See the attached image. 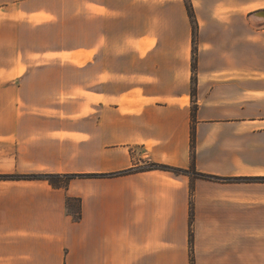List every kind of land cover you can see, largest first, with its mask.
<instances>
[{"label": "crops", "instance_id": "crops-1", "mask_svg": "<svg viewBox=\"0 0 264 264\" xmlns=\"http://www.w3.org/2000/svg\"><path fill=\"white\" fill-rule=\"evenodd\" d=\"M28 175L77 177L0 180V264H264V0H0Z\"/></svg>", "mask_w": 264, "mask_h": 264}, {"label": "trees", "instance_id": "trees-1", "mask_svg": "<svg viewBox=\"0 0 264 264\" xmlns=\"http://www.w3.org/2000/svg\"><path fill=\"white\" fill-rule=\"evenodd\" d=\"M190 16L193 18V13L191 10H189ZM192 145L194 147L195 144V138L194 135L192 137ZM194 159V156H193ZM151 169H159L160 166L156 165V164H152L150 166ZM174 172L176 173H182L184 171L181 170H174ZM194 175L198 176V177H202V178H210L201 174L196 173V171H193ZM76 175H65V176H61V175H28V176H0V180H46L48 181L52 186L54 187H65L67 188L70 181L73 180L74 178H76ZM81 214L80 212H78V214H76V219H80ZM191 218L193 219V208L191 209ZM191 244H192V234H191ZM192 264H194L192 262Z\"/></svg>", "mask_w": 264, "mask_h": 264}, {"label": "rangeland", "instance_id": "rangeland-1", "mask_svg": "<svg viewBox=\"0 0 264 264\" xmlns=\"http://www.w3.org/2000/svg\"><path fill=\"white\" fill-rule=\"evenodd\" d=\"M74 205L76 206V205H77V203H76V202H74ZM73 212H76V211H75V209L73 210ZM74 216L76 217V215H75V214H74Z\"/></svg>", "mask_w": 264, "mask_h": 264}]
</instances>
